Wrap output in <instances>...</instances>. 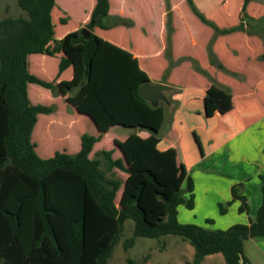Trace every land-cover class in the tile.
I'll return each instance as SVG.
<instances>
[{
  "label": "trees",
  "instance_id": "1",
  "mask_svg": "<svg viewBox=\"0 0 264 264\" xmlns=\"http://www.w3.org/2000/svg\"><path fill=\"white\" fill-rule=\"evenodd\" d=\"M15 1L25 16L0 20V131L5 144H0L4 146V154H0V264H81L83 252L93 237V231L87 234L86 228L87 193L92 195L100 212L117 223L113 236L100 246L92 264H108L127 220H132L134 227L132 236L124 241L125 250L133 247L139 237L157 239L175 235L194 249L193 259L186 264H202L206 256L213 254H221L226 264H251L244 254V242L249 238H264V175L259 176L263 200L254 221L234 224L225 230L207 229L192 223L183 224L179 219V207L193 210L195 206L194 180L190 175L184 188L167 195L164 193L166 185L152 170H141L139 174L154 186L152 194L147 193L145 197V182L139 181L134 192L128 195L125 207L119 209L115 201L122 180L116 176L115 170L129 174L130 169L122 159H114L111 150H101L90 157L100 137L83 134L81 149L75 154L56 152L49 159L37 154L31 136L38 115L53 113L55 106L32 104L28 85L37 84L49 89L55 97L59 96L60 89L55 82L33 75L29 71L28 57L55 56L66 45H82L80 54L84 75L79 83L68 89L69 94L75 95L91 77L99 49L94 30H109L123 22L120 18H114L112 22L108 0H95L85 25L90 36L85 38L81 30L67 40H57L52 21L56 0ZM187 2L193 13L215 33L227 35L243 30L242 19L238 26L220 30L197 10L193 0ZM248 4L249 0H244L243 12ZM168 24H171L170 15ZM120 60L126 65L123 58ZM71 63L70 59L62 57L58 75ZM134 64L133 59L117 73L124 75L129 70L128 65L131 68ZM213 64L224 70L217 60L213 59ZM143 83L136 84L126 96V93L122 94L127 89L126 83L108 69L98 88L117 104L122 102L132 113L123 114L115 106L102 114L101 106L96 104L95 93L91 94L88 107L96 104L92 110L96 117L102 114L101 119L108 118L114 122L130 120V123H125L140 125L154 135L156 128L162 125L163 109L161 106L152 107L140 96L139 89ZM237 191L238 187L232 188L233 200L242 202L239 213L247 212L246 199ZM149 196H154L155 203L160 204L164 211L155 223L149 221L146 214ZM230 205L231 202L220 205V214L225 215ZM205 222L213 224L210 219Z\"/></svg>",
  "mask_w": 264,
  "mask_h": 264
},
{
  "label": "crops",
  "instance_id": "2",
  "mask_svg": "<svg viewBox=\"0 0 264 264\" xmlns=\"http://www.w3.org/2000/svg\"><path fill=\"white\" fill-rule=\"evenodd\" d=\"M108 1L110 4L109 16L111 18H118L115 15L122 19L129 18L134 20L138 26L135 25L133 28L120 26L114 29L110 28L111 30H107L106 37L108 34L112 36L122 35L121 37H124L130 32H140V38L143 39V42L150 45L144 52H152V55H141V61L143 60V62L146 61L148 63L149 58L151 60L158 58L159 56H155V52H162L166 48L163 38L164 29L160 28L155 32L153 20L155 17H158L160 5L164 1ZM177 1L171 0L170 2L174 14L176 13L175 3ZM71 3H73V0H56V5L52 11V21L55 28L54 14L57 11H62V22H64L62 25H72V22L70 24L67 23L72 19L70 16L73 15L71 7L74 5L83 7L81 11L82 17L78 23L76 22L75 26L72 25L73 28H70L69 31H64L60 28V33L58 35L55 33L57 40H67L71 36L77 35L81 31V28L89 21L95 6V0H75V4L69 7ZM180 3L182 4L183 1L181 0ZM221 6L224 9V5L221 4ZM248 6L249 4L246 10ZM238 9L240 7L235 10L236 14L238 13ZM189 17L190 11L188 9L187 16L184 17L185 21L184 19L181 20V23H184L183 28H175V32H172L171 49L173 48L176 57L185 51L193 52L191 51L192 46L194 47V44L201 40L200 32L194 31L189 26ZM144 25L146 29L143 27ZM147 31L150 33L153 31V34L149 36L146 34ZM154 37L161 38L159 44L156 42L157 45H155V42H153ZM97 38L99 40V49L93 61L91 77L80 92L73 95L69 94L68 89L79 83L83 78L84 66L80 54L83 46L76 45L69 47L66 45L55 56L43 54L28 57L29 71L38 77L47 76L51 82H55L60 89L59 96L55 97L49 89L37 84L28 85V96L34 105L57 106V101H59L61 104L66 103L69 110L73 109L76 111L79 108L82 111L80 112L81 115H79L81 121L92 128L95 126L97 129L95 137H100V140L94 144L92 152L97 148L96 146H99V148L103 146L106 148L105 150H111L113 152L114 159H122L124 161L125 165L130 169V173L125 174L124 179L120 178L122 180V186L117 193V197L120 194V206H117L116 203L117 208L123 209L125 207V201L128 195L134 192V187L139 181L145 182V197L149 190L153 192L154 186L139 174L141 170L150 169L157 175L158 180L166 185L167 188L164 193L167 195H170L176 189L184 188L188 175L193 178L195 195L194 209L187 210L184 207L189 212L187 214V212H181L183 206L178 208L179 219L183 215L184 219L189 221L187 224L192 223L207 229L225 230L234 224H249L250 221H254L263 200L262 181L259 176L264 175V156L258 160L255 158L251 160V138L248 136H244L242 140H239V138L251 129V123L264 120V98L261 99L259 96V88L264 84V63L257 62L258 65H256L254 70L256 79L253 83L251 81L245 84L236 83V85H246L242 86L244 93L238 90V92L232 93L231 97H227L224 93V95H221L219 90L213 88L209 80H206V88L204 90L202 87L197 88L193 86L188 76H185L181 82L185 86L184 93L182 99L179 100L181 101L185 97L183 106H179L180 109L178 108L176 110V116L179 118L166 137L153 135L148 129L142 128L140 125L130 126L127 123H113L109 126L108 132H104L97 125L98 121L95 119L96 116L93 115V108L91 106L90 108L88 107L91 101L90 97L105 79L108 69H111L114 65L117 72L121 69L123 70L124 67L120 60L121 58H118L115 54L117 53L115 51L117 49L116 46L125 49L131 47V45H123L121 42L107 37V40L112 43V46L101 65L99 63L101 41L99 37ZM148 39H152V41H147ZM219 42L230 52L234 50L238 51V49L239 51L250 50L251 34L244 31H236L232 34L221 36ZM138 53L137 50L134 51V54L140 58V54ZM62 57L70 59L72 63L63 73L58 75L59 63ZM141 61L139 59L140 63ZM100 68L103 70V80L100 84H97L95 82V75ZM256 81L257 85H254ZM171 85L169 86L173 88ZM205 96L208 97L206 98ZM118 103V110L121 113H132L122 102ZM260 108L262 109L259 112ZM59 110L61 111V107L58 105V108L55 107L53 113L38 115L31 139L34 138L35 141L39 140V146L45 144L40 149L32 141L36 145V152L41 158H51L56 152H59V150H55L56 148L53 147L55 144L57 148H62L65 153L73 152L75 154L81 149V136L86 128L83 125H79V129H77L79 131L76 134L64 135L61 127L75 126L78 123L74 124L60 120ZM252 114L253 119H251ZM63 115L66 119L75 117L74 115L69 116L67 113ZM64 116H62V119ZM204 118H206L205 125H203ZM199 120H201L200 124H198ZM90 122L93 124L90 125ZM121 127L136 130L129 134H123L119 129ZM159 128H156L157 133ZM261 132L264 135V130ZM102 133H106L103 140L100 135ZM236 142H241L242 148L244 149L245 145H247L246 150L248 152L244 154V157L241 156L239 160L234 161V150L238 149V146L235 144ZM109 145L113 147H107ZM178 145H181V147H177ZM228 146L231 148V151L228 149L229 152H233V155L228 158L219 159V154L221 152L224 154V150ZM3 147L0 145V154H4ZM115 147L118 149L117 157L114 153ZM69 150L72 152H69ZM233 187H238L237 193L246 199L248 206L247 212L239 213V207L242 202L241 200H233ZM147 199H149L146 206L147 218L152 223H155L163 216L164 211L160 204L155 203L154 196H149ZM229 202H231V205L227 207V213L221 215L219 206ZM207 219L213 220V224L206 223L205 221ZM112 222L113 224L111 225L107 222V226L102 234L99 232L98 236L91 238L83 252L81 264H92L100 246L111 239L117 228V223L115 221ZM87 234H89L88 229ZM103 240L106 241L102 242ZM88 254H90V257L87 256ZM244 254L251 264H264V238L255 237L246 240L244 242ZM220 255L213 254L206 256L202 264L208 260L220 258Z\"/></svg>",
  "mask_w": 264,
  "mask_h": 264
},
{
  "label": "rangeland",
  "instance_id": "3",
  "mask_svg": "<svg viewBox=\"0 0 264 264\" xmlns=\"http://www.w3.org/2000/svg\"><path fill=\"white\" fill-rule=\"evenodd\" d=\"M163 1L164 2L160 5V13L158 17H155V19L153 18L155 32L160 28L164 29L163 38L166 48L162 52H155V56H159L158 58H154L153 60L149 58L148 63L146 61L143 62V60L141 61V55H152V52H144L145 49H148L150 47V45L146 42H143V39L140 38V32H130L124 37H121L122 35L112 36L111 34H108L107 37H110L112 40L119 41L123 45H131V47L125 49L116 46L117 49L115 51H117V53L115 54L118 58H123V62L126 61V65L133 59L135 61V64L131 68L128 65L129 70L124 75L117 73V71L115 70L116 67H114V65L110 69L114 73H117L115 74L121 79L122 83H126L127 89H124L122 94L126 93V96H128L130 90L138 83L149 82L165 83L171 85L174 82L171 85L173 86V88L170 89L167 94H165L169 102H161L160 104L161 108L163 109V120L158 133L155 134L166 137L169 135L172 126L177 123V120L179 118L178 116H176V110H178V108L180 109L179 106H183L185 97L183 98V100H179L183 97L185 86H183L181 82L183 81L185 76H188L189 80L193 83V86H196L197 88L202 87L204 88V90L206 88V80H209V83L213 85L214 89L219 90L221 95L225 94L227 97H231L232 93L238 92V90L241 91V93H244L242 86L246 85H236V83L245 84L249 81H251V83L255 81L256 77L254 75V70L256 65H258L257 62L264 63V0H249L248 9L245 12H243L244 10L242 5L244 3V0H193L194 6L197 8V10H199V12L203 14L208 21L216 24V26L220 30L236 27L243 20V30L241 31L251 34V49L239 51V49L237 48L238 51L234 50L232 52L227 51L225 46L221 42H219L220 37L226 35H219L215 33L212 27L203 23L193 13L187 0H182V4L180 3L181 0H178L175 3V14L171 8V0ZM74 4L75 0H73V3H71L69 7ZM221 4L224 5V9H222ZM238 7H240V9H238V13L236 14L235 10ZM233 8L235 9L232 10ZM71 9L73 10V15H70L72 19L67 24H70L72 22V25L75 26L76 22L78 23L79 19H81L82 17L81 11L83 7L74 5L73 7H71ZM188 9L190 11L188 24L191 29H194V31L196 32H200L201 40L200 42H196L194 44V47L192 46L191 51L193 52L185 51L186 53L182 52L176 57L173 48L171 49L172 35L175 32V28H183L184 23H181V20L184 19L185 21L184 17L187 16ZM61 12L62 11L60 10L59 12L57 11L54 14V21L56 25L55 33L57 35L60 33V28L64 31H69L70 28H73L72 25H62L64 22H62L63 16ZM169 15L171 22L170 25L168 24ZM21 16H25V13L18 7L15 0H0V20L8 17L18 18ZM115 16L120 18L117 15ZM111 20L113 22L114 18L112 17ZM122 22L123 24L117 26L115 25L112 28L114 29L115 27L119 26L133 28L136 25L134 20H131L129 18L122 19ZM65 26H67V28H65ZM136 26H138V24ZM143 27L146 29L145 25ZM169 27H171V30ZM84 28L85 26H83L81 30ZM94 32L101 41L99 63L102 65L105 56L110 52L112 43L107 40V30L103 31L95 29ZM149 33L150 32L148 31L146 32V34L151 36L153 34V31L150 34ZM153 40V42H155V45H157V43H160L161 38L154 37ZM147 41H152V39H148ZM241 45H243V43H241ZM135 50L139 52L138 54H140V58L134 54ZM124 57H126V60L124 59ZM139 59L141 63L139 62ZM213 59L217 60L218 63L223 66L224 70L219 69L217 65L213 64ZM126 65H124L123 63V67H125ZM40 78L50 81L47 76H43ZM102 80L103 70L102 68H100L95 75V82L97 84H100ZM254 85H257V81ZM94 93L96 94L97 98L96 104L101 106L102 114L105 111H110L116 105L117 109H119L118 104L115 101L111 100L110 96L106 94L102 89L97 88ZM70 94L73 93L71 92ZM259 96L261 99L264 98V84L259 88ZM205 97L207 98L208 96ZM57 102V106L55 107L58 108V105L61 107V111H58L60 114V120L68 121L74 124L78 123L75 126L71 125L69 127H61L62 133H64V135L76 134L77 131H79L77 130L79 129V125H83L86 130H84L82 134L95 136V132H97L96 127L94 126L95 128H92L85 122L81 121L79 115H81L80 112L82 111L79 108L76 109V111L73 109L69 110L66 103L61 104V102ZM96 104L90 105L93 110L96 108ZM261 109L262 108L259 109V112L261 111ZM64 113H67L69 116L74 115L75 117L66 119V117L63 115ZM102 114H100V117ZM171 114H173V117L171 116ZM62 116H64L63 119ZM113 116H117V114L113 113ZM100 117H95V119L98 121L97 125L100 126L104 132H108V127L113 123H130V120L124 122L123 120H119L118 122H114L108 120V118L101 119ZM205 119L206 118L203 119V125H205ZM251 119H253V114L251 115ZM200 123L201 120L198 121V124ZM92 124L93 123L90 122V125ZM119 129L121 130V132H123V134H129L136 130L123 127ZM262 130H264V120L257 121L255 123L253 122L251 123V129L247 133H244V135L242 134V136L239 138V140H242L244 136H248L251 138V160L254 158L258 160L262 158V156H264V135L263 132H261ZM105 134L106 133L100 134L102 140ZM32 141L35 142L37 147H40V149L45 145L44 144L39 146V140L35 141L34 138H32ZM0 144H4V139L1 136V131ZM235 144L238 146V149L234 150L235 156H233V160L237 161L241 156L244 157V154H246L248 151L246 150L247 145H245L244 149L242 148L241 142H236ZM53 147L56 148L55 150H59V152H65L62 148H57L56 144L53 145ZM96 147L97 148H95L90 155L91 157H94L96 152L106 149L103 146L102 148H99V146ZM107 147L110 148L113 146L109 145ZM177 147H181V145H178ZM115 148L114 153L117 157L118 149ZM228 149L231 151V148H229L228 146V148L224 150V154H222L223 152L219 154V159L228 158L229 156L231 157L233 155V152L230 153ZM66 150L68 151V149ZM69 152L72 151L69 150ZM68 154L74 153L72 152ZM42 158L49 159V157ZM115 173L116 176L121 179H124L126 176L125 173L119 172L118 170H116ZM148 193L152 194V191L149 190ZM119 199L120 194L118 195L116 200L117 206H120ZM87 200L88 214L86 217V228L88 229L89 233L92 230V235L95 237L99 235V232H101V234L103 233V230L107 226V222L111 225L113 224L112 221L114 220L106 217L100 212L96 201L93 199L90 193H87ZM181 212H187V214L189 213L184 207L181 208ZM180 221L183 224L189 223L188 220L184 219L183 215L180 217ZM133 227L134 223L132 220H127L125 222L123 231L120 234V240L115 246L108 264H186L188 260L191 261L193 259V247L188 242L183 241L179 236L175 235L162 236L157 239L139 237L136 239L133 247L125 250L123 247L124 241L132 236ZM105 241L106 240H103L102 242ZM87 256L90 257V254H88ZM204 264L226 263L224 257L220 255V258L208 260Z\"/></svg>",
  "mask_w": 264,
  "mask_h": 264
},
{
  "label": "water",
  "instance_id": "4",
  "mask_svg": "<svg viewBox=\"0 0 264 264\" xmlns=\"http://www.w3.org/2000/svg\"><path fill=\"white\" fill-rule=\"evenodd\" d=\"M82 35L87 38L90 36V31L86 28L82 29ZM170 86L165 83H145L139 89L140 96L152 107L157 108L161 102L168 103V99L165 95L166 91L170 90Z\"/></svg>",
  "mask_w": 264,
  "mask_h": 264
},
{
  "label": "flooded vegetation",
  "instance_id": "5",
  "mask_svg": "<svg viewBox=\"0 0 264 264\" xmlns=\"http://www.w3.org/2000/svg\"><path fill=\"white\" fill-rule=\"evenodd\" d=\"M168 91L165 92V94H167Z\"/></svg>",
  "mask_w": 264,
  "mask_h": 264
}]
</instances>
